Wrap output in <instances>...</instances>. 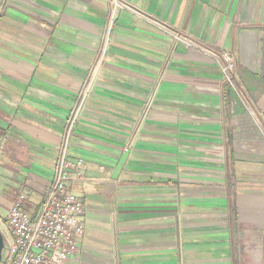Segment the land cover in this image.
<instances>
[{
  "label": "crops",
  "instance_id": "obj_1",
  "mask_svg": "<svg viewBox=\"0 0 264 264\" xmlns=\"http://www.w3.org/2000/svg\"><path fill=\"white\" fill-rule=\"evenodd\" d=\"M128 1L149 18L106 37L108 0H0V219L40 212L88 84L64 264H264V0ZM174 32L233 55L238 88Z\"/></svg>",
  "mask_w": 264,
  "mask_h": 264
},
{
  "label": "built area",
  "instance_id": "obj_2",
  "mask_svg": "<svg viewBox=\"0 0 264 264\" xmlns=\"http://www.w3.org/2000/svg\"><path fill=\"white\" fill-rule=\"evenodd\" d=\"M108 3L110 14L106 37H109L112 27L123 10L143 19L149 18L128 0H108ZM157 24L163 30H168L166 25L158 22ZM173 37L179 43L181 41L188 47L206 53L220 67L225 85L231 89L238 88L237 66L233 55L209 49L176 32L173 33ZM103 51L100 57L103 56ZM99 60L101 61V58ZM95 71L94 69L93 73ZM88 95L87 84L66 120L55 162L54 177L40 212L37 216L30 215L23 206L25 199L23 195L16 200L8 222L0 219V230L5 240L0 264H64L79 251L80 243L86 233L83 218L86 214V206L77 196L75 187L86 180L83 173L85 161L71 156V140L79 112Z\"/></svg>",
  "mask_w": 264,
  "mask_h": 264
},
{
  "label": "water",
  "instance_id": "obj_3",
  "mask_svg": "<svg viewBox=\"0 0 264 264\" xmlns=\"http://www.w3.org/2000/svg\"><path fill=\"white\" fill-rule=\"evenodd\" d=\"M4 246H5V240H4L3 234L0 230V263H1L2 257H3Z\"/></svg>",
  "mask_w": 264,
  "mask_h": 264
},
{
  "label": "rangeland",
  "instance_id": "obj_4",
  "mask_svg": "<svg viewBox=\"0 0 264 264\" xmlns=\"http://www.w3.org/2000/svg\"><path fill=\"white\" fill-rule=\"evenodd\" d=\"M2 216H3L4 220L6 222H8V220H9L8 212H6L5 215H2ZM3 231L5 232V229L4 228H3Z\"/></svg>",
  "mask_w": 264,
  "mask_h": 264
}]
</instances>
